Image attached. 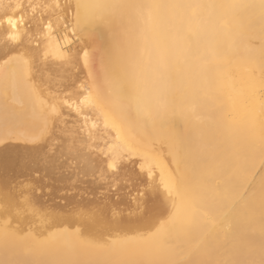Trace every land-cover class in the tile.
I'll list each match as a JSON object with an SVG mask.
<instances>
[{
  "label": "bare ground",
  "instance_id": "obj_1",
  "mask_svg": "<svg viewBox=\"0 0 264 264\" xmlns=\"http://www.w3.org/2000/svg\"><path fill=\"white\" fill-rule=\"evenodd\" d=\"M60 132L130 210L0 195V264H264V0H0L2 163Z\"/></svg>",
  "mask_w": 264,
  "mask_h": 264
},
{
  "label": "rangeland",
  "instance_id": "obj_2",
  "mask_svg": "<svg viewBox=\"0 0 264 264\" xmlns=\"http://www.w3.org/2000/svg\"><path fill=\"white\" fill-rule=\"evenodd\" d=\"M94 53L92 51V55ZM67 111L66 118L70 122L83 116L72 109ZM80 125L83 130V120ZM58 134L50 145H43V148L34 149L32 143L11 140L18 144V148L12 153L8 165L2 163L0 157V195L15 206L35 204L40 199L42 204L38 205H51L56 211L75 212L89 206L99 209L105 205L120 208L126 214L130 210V197L116 186L97 179L99 174L93 175V170L81 158L71 155V138L62 132ZM72 204L75 207H71Z\"/></svg>",
  "mask_w": 264,
  "mask_h": 264
}]
</instances>
